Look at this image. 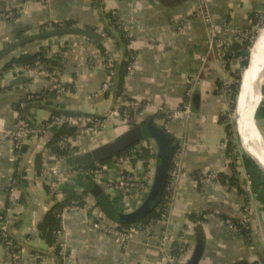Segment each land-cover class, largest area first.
<instances>
[{"label": "crops", "instance_id": "obj_1", "mask_svg": "<svg viewBox=\"0 0 264 264\" xmlns=\"http://www.w3.org/2000/svg\"><path fill=\"white\" fill-rule=\"evenodd\" d=\"M95 1L0 0V52L29 34L66 21L75 23L74 28L100 34L103 12L115 11L131 31L134 38L131 47L137 51L134 69L125 80L124 91L132 100L150 103L140 112L139 123L144 124L152 118L163 127L161 110L181 108L186 93L192 90L191 116L176 117L169 123V134L179 141L178 149L184 146L183 163L187 170L180 183L169 226L172 241H183L189 249L184 264L197 245L204 247L200 264L264 263V178L259 183L254 181L257 164L243 148L246 158L240 157L236 141L233 142L234 162L230 163L228 131L234 128V121L229 122L222 117L227 107L225 97L220 93L225 61L213 53V40L199 14L198 0ZM207 1L213 20L225 25L226 29L218 36V48L221 44H236V31L259 28L264 22V0ZM8 14H12L13 19H6ZM98 44L86 36L48 37L27 44L0 60L2 68L11 57L34 54L43 47L44 54L60 64L51 72H48L47 65L39 64L24 81L14 85L10 82L19 76L25 77L26 73L6 72L0 80V211L7 206V190L14 180L19 200L12 209L14 226L11 233L21 248L19 264H39L34 253L48 251L37 228L55 204L48 196L49 178L40 177L41 171L49 169L52 162L48 164L43 156L42 162L39 154L49 149L46 145L55 137L58 128H48L44 136L34 135L19 151L4 137V131L14 126L20 113L30 120L33 127L44 125L54 112L98 116L96 118L105 123L99 136L82 134L68 139L71 147H77L82 153L90 152L125 132L128 128L119 119L108 120L117 98L111 109L112 90L104 94L100 92L107 75L101 66L103 49ZM118 56L120 60L121 49ZM54 76L71 89L69 95L56 97L46 94ZM30 93L42 95L44 101L30 102L21 109V103ZM34 103L44 107L32 106ZM258 104L256 126L264 142V99ZM101 116L105 117L99 118ZM142 142L156 145L150 139ZM131 149L129 157L132 156ZM128 156L119 155L103 164L105 170L98 179L103 189L100 197L88 190L85 179L72 175L79 170L68 162L69 157L58 164L65 172V180L60 185L64 195L65 189L77 194L87 192L86 206L80 211L65 214L62 219L64 241L74 259L68 264H166L158 247L164 231L161 225L153 226L149 233L132 236L124 246L92 227L98 211L104 225L117 224L97 205L99 198H105L123 221L131 220L141 207L143 201L107 188L109 182L118 178L119 166H125L139 176H153L156 157L145 163L141 158L129 159ZM199 171L220 172L234 177L235 182L229 187L221 182H208L199 187L192 176ZM246 209L251 211L250 225L255 230L253 242L247 234L233 231L221 223L224 218L237 220ZM47 258L45 264H58L50 253ZM0 264H12V252L1 240Z\"/></svg>", "mask_w": 264, "mask_h": 264}, {"label": "built area", "instance_id": "obj_2", "mask_svg": "<svg viewBox=\"0 0 264 264\" xmlns=\"http://www.w3.org/2000/svg\"><path fill=\"white\" fill-rule=\"evenodd\" d=\"M199 14L202 16L204 22L208 26V30L212 40H216L217 44H220L218 36L220 33L224 32L225 25L216 23L211 15L210 7L207 0H198ZM6 19H13L12 14L5 15ZM57 28H63V25L60 24ZM258 26L248 30H238L235 32L234 43H242L244 41H252L253 31L257 29ZM47 29H54L52 26H48ZM128 29V28H126ZM129 30V29H128ZM130 31V30H129ZM258 33V32H257ZM130 37L132 36L131 31L128 33ZM100 35L104 38L105 42L103 43V62L102 68L105 70L107 75V80L101 85L100 92L102 94L109 93L112 90L113 82L116 77V68L119 61L118 48L114 45L112 39L107 36L106 33L101 32ZM134 42V41H133ZM132 42V43H133ZM131 43V45H132ZM229 44H221L219 47L223 50V56L226 51L229 49ZM131 47V46H130ZM132 48V47H131ZM207 56L203 58V61H206ZM136 60V57H135ZM135 60L132 62L128 71L129 74L132 73L135 65ZM90 63V62H88ZM238 61L232 65V70L238 69ZM34 70L26 66H13L7 72L15 73H32ZM223 87L221 88V94L225 97L226 100V109L223 111L222 117L229 122H232L235 119L234 112L232 111V79L229 77L230 73L226 69V66L223 65ZM59 77H52V82L47 88L46 94L49 96H65L71 93V89L64 84ZM192 90H189L186 93L185 100L181 108L176 110H165L162 109L161 112L164 115L163 128L167 133L170 132L169 123L170 120L176 117L189 118L192 114V103H191ZM263 97V96H262ZM41 102L44 101V97L40 94L30 93L26 100L21 103V109L25 107L26 102ZM150 106L149 102H141L138 100H129L127 97H119L116 101V104L112 111L108 115V120L119 119V122L126 128H131L141 122L140 112ZM131 111V113L129 112ZM133 113V114H132ZM67 124V125H77L82 128V132L85 135L91 137H97L100 135L101 131L105 128L104 121H96L93 118L88 116H52L50 120L38 127H33L26 117L23 114H19L14 126L11 129L4 131V137L11 141L14 149L20 150L24 145V142L32 138L34 135L44 136L46 135V130L50 127H57ZM69 138H63L60 142L61 149H70V157L82 153L81 151L72 150L73 147L68 142ZM184 146L178 150L173 158V168L169 172L168 180L164 188V201L163 207L161 209V216L157 221H152L147 227L142 224L131 225L128 228H121L118 224L112 223L109 225H104L102 223V214L98 211L95 214L96 220L93 222V229L101 231L103 234L112 238L116 243L124 246L126 245L132 236L139 233H149L151 228L157 224L164 227V231L159 242V250L164 258L166 264H184L185 258L188 256L189 249L183 241L173 242L169 234V226L171 224V218L173 210L176 205V201L179 195L180 183L182 178L187 174V170L183 163L184 156ZM142 149H147L152 158L156 157L157 148L154 143L141 142L133 147L132 156L129 159H140L142 155ZM44 159L49 164V161L52 163L49 165V169H43L40 173L41 179H48V196L55 202L60 203L65 201L66 197L62 193L60 185L65 180V172L61 171L58 167V164L66 157L56 155L52 153L50 149H45L42 153ZM151 158V159H152ZM231 163V161H230ZM119 176L114 182H109L107 188H112L121 194L141 200L144 202L146 199L150 187L152 184L153 176L150 174L146 175H137L133 171H128L125 166H119ZM79 173H82L95 181L98 182L99 177L103 174L105 170L104 166L101 165L100 168H80L78 169ZM220 172L215 171H199L192 174L195 182L197 184L203 185L208 182H218ZM18 188L16 182L13 180L11 185L7 190V206L0 211V240L8 248L12 246V242L9 239L12 237L10 234V226L14 220L13 216V206L18 203ZM83 208L78 207L74 204H67L63 207L60 212V217L63 219V216L67 213L80 211ZM250 210H244L242 215L234 220L233 218H224L221 223L230 228L233 231H242L245 230L248 235V239L253 242L255 230L250 225ZM62 236L63 232H59ZM62 244L60 245L59 257L60 264H68L73 262L74 259L70 256L65 241L64 236L62 237ZM37 258V257H36ZM45 258L41 260L40 264H45ZM12 264H19V253L12 252ZM186 264V263H185Z\"/></svg>", "mask_w": 264, "mask_h": 264}, {"label": "trees", "instance_id": "obj_3", "mask_svg": "<svg viewBox=\"0 0 264 264\" xmlns=\"http://www.w3.org/2000/svg\"><path fill=\"white\" fill-rule=\"evenodd\" d=\"M97 1H95V3H97ZM60 24H62L63 27L67 29H71L76 26L75 23H72L70 21H66L65 23H60ZM60 24H54L51 26L54 28H57L60 26ZM102 32L106 33L107 36H109L112 39L114 45L117 46L118 50L121 49V52L124 55V60H123V63L118 73V89H117L116 98L118 99L119 97H127L124 91V84H125L126 78L129 76L128 67L132 62H134L135 57L137 56V51L130 47L131 43L134 41V38L129 36L128 33L130 31L126 29L123 22L119 19L115 11H104L103 12ZM257 36H258V33L256 32L254 41H244L239 44L238 43L233 44L232 46L229 47L228 51L224 55L225 65H226V68H228L230 72V77L233 82L231 86L232 91H233V95H232L233 103H232L231 109L234 113L236 112L237 99L240 93L241 83L243 79L241 69L246 68L249 64L250 53L254 46L253 43L255 42ZM98 45L102 49H104L103 43H99ZM236 61H238L240 67L238 69L232 70V65L235 64ZM39 64L47 65L48 72H51L55 68L60 67V64L58 62L52 60L51 58H48L44 54V48L42 47L34 54L23 53L18 57H11L9 61L7 62V64L4 67L0 68V80L3 77V75L13 66H26L33 70H36ZM127 99L132 100L129 97H127ZM262 99H264V93H263ZM29 104L30 102H26L25 107H27V105ZM129 112L131 113V111ZM61 115L71 116L68 114L54 112L51 114V117L61 116ZM76 117H79V116H76ZM88 117L93 118L96 121H103L93 116H88ZM82 134H83L82 128L78 127L77 125L64 124L58 128L57 134L51 141L47 143L46 148H49L52 151V153L56 155H60L66 158L70 157L71 155L70 149L63 150L60 148L61 140L63 138L77 137ZM228 136H229V140H228L229 143L227 146V150H228V155L231 157V164H233L234 162L233 150L235 148V145L233 143L235 142V130L233 127L229 128ZM168 138H169V143L172 146L169 151V172H170L173 168L174 155L177 152L176 150H178L179 148L178 147L179 141L169 133H168ZM72 150L78 151V148L73 147ZM130 150L131 148L121 153L120 156H123V157L128 156V153L130 152ZM16 151H19V150L16 149ZM42 156H43L42 154H39V157L41 158V161L43 162ZM151 158L152 157L150 156L149 151L147 149H142L141 159L145 160V163H148L147 161L150 160ZM104 163L105 162H103L102 164L94 165L92 166V168H100L101 165H103ZM168 177H167V180H168ZM253 178L256 183L261 182V179L264 178V174L260 171L259 168H257V166H256V172L254 173ZM218 182H221L226 187H229L233 185L235 180H234V177L220 173L218 177ZM198 185L199 187L201 186L200 184ZM65 194H66L65 201L60 202V203H55L53 208L46 215L43 222L38 225L37 229H38V232L40 233V238L46 243L48 247V251L46 253L45 252L44 253H39V252L34 253V255L37 257L39 264L41 263V260H43L44 258L48 259L47 256L49 253L53 259L60 260L59 251H60V245L62 244V240H63L62 238L63 236L59 234V232H63V228H62L63 221H62V218L60 217V212L62 211L63 207L67 204H71V205L74 204L81 208L82 207L84 208L86 206V196H87L86 191H82L80 194H77L71 190L65 189ZM163 195H162L160 202L158 203V205L156 206L154 210L148 213L138 214L137 217L133 216L131 220L129 221H123L118 216L117 211L111 207V205L105 198L103 199L99 198L97 201V205L103 209V212L106 214L108 218H110L111 220H114L121 228H128L129 226L136 225V224H142L145 227H147L149 223H151L152 221H157L160 218L161 209L163 207V201H164ZM20 200L23 201L22 196H20ZM240 233L246 234V231L242 230L240 231ZM9 239L12 242V246L9 248L11 252L19 253L21 249L20 245L17 242H15L13 237H10ZM253 264H258V263L255 262ZM260 264H264V263L261 262Z\"/></svg>", "mask_w": 264, "mask_h": 264}, {"label": "water", "instance_id": "obj_4", "mask_svg": "<svg viewBox=\"0 0 264 264\" xmlns=\"http://www.w3.org/2000/svg\"><path fill=\"white\" fill-rule=\"evenodd\" d=\"M65 35H76V36H86L98 43H104V38L94 31H90L85 28H54V29H47L42 30L41 32L35 33V34H29L11 44H9L7 47L1 50L0 52V60H2L7 55L11 54L15 50L30 44L32 42L44 40L48 37H59V36H65ZM212 50L213 53L219 57L221 61H224L223 58V50L221 48H218V44L216 40L212 41ZM252 51V50H251ZM124 55L122 54L121 59L118 61V65L116 68V77L113 82L112 87V106L111 109L114 106V102L116 100L117 96V89H118V73L120 70V67L123 63ZM251 68V53H250V60L248 66L244 69L242 72L243 79L244 80V74L246 70H249ZM23 76L17 77L14 81H11L10 84L14 85L28 77V73H26ZM7 80H5L6 82ZM242 85V83H241ZM199 86L196 85L195 89L198 90ZM263 93V89H262ZM263 95V94H262ZM238 103V99H237ZM39 106L44 107L40 104H32V106ZM260 105V104H259ZM259 105L257 106L255 110V114L253 117V123L254 127L256 128L257 132V126H256V115L258 112ZM237 107V105H236ZM110 109V110H111ZM106 116V115H105ZM105 116H101L99 118H103ZM98 117V116H95ZM30 122L29 119H27ZM260 134V133H259ZM153 140L156 144L157 153H156V168L153 174L152 184L150 187V191L142 203L141 207L139 208L138 212L134 214V217L138 214H144L148 213L156 208L158 203L160 202L163 191L165 188V184L167 181V177L169 174V151L172 147L169 143L168 133L165 131V129L162 126L157 125L154 122V119L150 118L145 122L144 124H137L135 126H132L131 128H128L125 132H123L121 135L117 136L116 138L112 139L111 141L107 142L106 144L99 146L97 148L92 149L90 152H84L80 153L75 156H71L68 158V162L73 165L75 168H90L97 164H102L103 162H106L108 160L114 159L118 157L121 153L125 152L126 150L136 146L137 144L141 143L144 140ZM246 144L242 143V148L245 152V154L260 168V170L264 174V164L259 160L260 158L254 157L251 155H248L246 152ZM73 176H77L79 178L86 180V185L88 187V190L96 197H100L103 193V189L101 185L95 181L94 179L82 174V173H76L72 174ZM14 224H11L10 226V234L12 235V228ZM204 256V247L202 245H197L192 252L190 258L186 262V264H200ZM58 264H60V260H57Z\"/></svg>", "mask_w": 264, "mask_h": 264}, {"label": "bare ground", "instance_id": "obj_5", "mask_svg": "<svg viewBox=\"0 0 264 264\" xmlns=\"http://www.w3.org/2000/svg\"><path fill=\"white\" fill-rule=\"evenodd\" d=\"M264 84V29L260 32L251 51V68L246 70L236 107L237 133L246 144L248 155L258 157L264 164V142L254 127L253 117L262 100ZM261 95V97H260Z\"/></svg>", "mask_w": 264, "mask_h": 264}, {"label": "rangeland", "instance_id": "obj_6", "mask_svg": "<svg viewBox=\"0 0 264 264\" xmlns=\"http://www.w3.org/2000/svg\"><path fill=\"white\" fill-rule=\"evenodd\" d=\"M263 25V26H262ZM264 29V22H262L261 23V25L259 26V28H257V29H254L255 31H253L254 33H253V36H254V38H253V40L252 41H254V39H255V33L256 32H258V35L260 34V32L262 31ZM258 37V36H257ZM256 40H257V38H256ZM256 40H255V42H256ZM255 42L253 43V44H255ZM240 67V66H239ZM238 67V68H239ZM244 69L245 68H242L241 69V71L243 72L244 71ZM243 75V74H242ZM263 93H264V84H263ZM262 93V94H263ZM263 100V99H262ZM262 100H261V102H262ZM261 104V103H260ZM234 115H235V119L233 120L234 121V128H235V126H236V128H235V141H236V145H237V147H238V151L240 152V157L242 158H246V156L244 155V152H243V150H242V147H241V144H242V142L240 141V137L238 138V133H237V125H236V118H237V114H236V112L234 113ZM132 150V149H131ZM251 162V161H250Z\"/></svg>", "mask_w": 264, "mask_h": 264}]
</instances>
